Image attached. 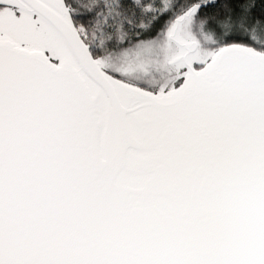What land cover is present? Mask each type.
<instances>
[{
    "label": "snow or ice",
    "instance_id": "snow-or-ice-1",
    "mask_svg": "<svg viewBox=\"0 0 264 264\" xmlns=\"http://www.w3.org/2000/svg\"><path fill=\"white\" fill-rule=\"evenodd\" d=\"M0 264H264V0H0Z\"/></svg>",
    "mask_w": 264,
    "mask_h": 264
}]
</instances>
